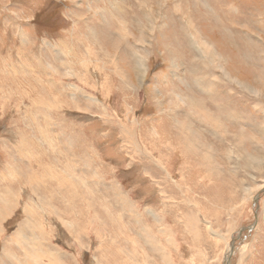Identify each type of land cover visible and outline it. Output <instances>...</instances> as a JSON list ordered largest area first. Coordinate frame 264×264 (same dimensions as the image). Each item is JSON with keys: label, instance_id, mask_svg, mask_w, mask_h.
I'll return each mask as SVG.
<instances>
[{"label": "rangeland", "instance_id": "1", "mask_svg": "<svg viewBox=\"0 0 264 264\" xmlns=\"http://www.w3.org/2000/svg\"><path fill=\"white\" fill-rule=\"evenodd\" d=\"M188 17L237 84H217ZM207 81L206 108L237 113L226 137L193 117ZM263 192L264 0H0V196L15 207L0 264L17 234L31 250L33 225L41 264H264Z\"/></svg>", "mask_w": 264, "mask_h": 264}, {"label": "bare ground", "instance_id": "2", "mask_svg": "<svg viewBox=\"0 0 264 264\" xmlns=\"http://www.w3.org/2000/svg\"><path fill=\"white\" fill-rule=\"evenodd\" d=\"M148 3V2H147ZM179 3H181L180 1H179ZM145 4V3H144ZM203 4V3H202ZM205 6V5H204ZM208 7H210V6H208ZM226 7H229V8H231L229 5H226ZM206 8V7H205ZM206 10H207V8H206ZM209 11V10H208ZM211 13L214 15L215 14V11L212 9V7H211ZM189 14V13H188ZM244 14V13H243ZM184 20V22H182L183 24H182V26H183V30H184V33L187 35V40L190 42V43H192L193 44V48L198 52H201V56L202 57H204L205 56V58L206 59H208L209 61H211V63H212V66H214V67H216V70L217 69H219V70H221V72H219V74H222V77L221 78H218L217 80L218 81H216L217 82V84L219 83V82H221L222 80H223V78L224 79H226L227 81L228 80H230V82H234V84L237 82V81H235V79L233 78V76H231L230 75V73L227 71V69H226V66H225V64H223L224 62H223V58L217 53V48H216V46L215 45H212V44H210V43H207L206 41H204L200 36H199V32H198V30H197V32H198V35L197 34H194L193 32H192V29L195 31V28H197L196 26H197V23L195 24L192 20H189V17L185 20V19H183ZM125 21H120L119 22V30L120 31H122L123 33H126V26H125V23H124ZM220 22V21H219ZM223 22H224V20H223ZM221 23V25L218 23V22H216V23H212V26H213V28L215 27V25H216V27L218 26V28H220L219 26H225V27H227V25L228 24H230V25H234L235 27H236V23L234 24V23H231V22H224V23ZM211 24V23H210ZM210 28V27H209ZM208 28V29H209ZM223 28V27H222ZM221 28V29H222ZM203 29H205V28H203ZM225 29L226 28H223L222 29V33H223V36L220 38V40L222 41V42H225V43H228L229 45H233V43L232 42H229V40H226V37H225ZM215 33V32H214ZM234 35H236L235 34V32H234ZM231 36H233V35H231ZM248 37V36H247ZM223 39V40H222ZM245 41V40H244ZM48 42V41H47ZM63 44V47H64V44L65 43H62ZM57 46V45H56ZM54 47H55V45H54ZM92 48V47H91ZM55 49V48H54ZM61 49H63V48H61ZM71 49V48H70ZM70 49H68V50H70ZM57 50V49H56ZM60 51V50H59ZM71 51V50H70ZM52 53V52H51ZM67 53V52H66ZM91 53V52H90ZM94 53H96V52H94ZM51 55V54H50ZM53 55V54H52ZM101 55V54H100ZM246 55H249V51H248V49H245V55H243L242 57H243V59H244V61H248L249 60V58H247L246 57ZM86 56V55H85ZM40 57V56H39ZM43 57V56H42ZM53 57V56H52ZM84 57V56H83ZM82 57V58H83ZM90 57V56H89ZM41 58V57H40ZM54 58H55V56H54ZM43 59V58H42ZM228 59H229V56H228ZM57 60V59H56ZM86 60V59H85ZM202 61V60H201ZM204 61V60H203ZM48 63V62H47ZM44 64V63H43ZM143 64L144 63H142L141 64V66L143 67ZM140 65V64H139ZM47 66H48V64H47ZM208 69H210V68H208ZM212 69V68H211ZM210 69V70H211ZM51 70V69H50ZM75 70V69H74ZM14 71V70H13ZM218 71V70H217ZM53 73V72H52ZM55 73V72H54ZM76 73V72H75ZM86 73V72H85ZM68 74H70V73H68ZM88 74V73H87ZM200 79H202V78H200ZM202 80H204V79H202ZM202 80L200 81V89H201V87L204 85L203 84V82H202ZM209 81H207V83H208ZM237 84V83H236ZM216 85V83H214V82H211V83H208V86L211 88H207L208 89V91H209V93H207V92H202L200 95H201V97H203V100H200V103H198V100H193V99H190L189 100V102L193 105V107L195 108V107H197L198 108V111H197V114L195 115H193V117H195V118H197V119H199L200 118V126H202V124H201V121H203V122H205V123H207V125L209 126V127H211V128H214L218 133H222L225 137L227 136V135H230V131H229V129H227L226 127V125L224 124V121H226V120H236L237 119V113H234L233 111H232V107L231 106H226V107H223L222 108V110L225 112H221L222 114H223V116L225 117V118H222L221 117V119H223V120H221L220 119V116H219V110L218 109H216V108H213V109H211L210 107H209V109H207L206 108V105H207V103L208 104H210L211 106H214V105H216L217 103H218V97H219V95H218V92L215 90V86ZM221 97H220V99L222 100L224 97H223V94H222V90H221ZM227 94H231V92H227ZM177 102H180L181 104H183V100H184V98H182V96L181 95H178V97H177ZM57 100V99H56ZM100 100V99H99ZM227 104H229V105H232V103H233V100L232 99H230V98H227ZM179 105V104H178ZM105 109V108H104ZM191 112V111H190ZM106 113V112H105ZM227 118V119H226ZM175 125V124H174ZM176 125L177 126H175V129L176 130H178L180 133H181V135H179V134H177L176 133V136H177V138H174V145L175 146H178L179 144H181L182 143V141L184 140V138H189L188 137V134H186V129H190L189 128V126H186L185 124V127H184V130H185V132L182 134V128H181V130H180V124H178V123H176ZM181 125H183V124H181ZM204 125H206V124H204ZM206 125V126H207ZM47 128V127H46ZM201 128V127H200ZM204 128V127H203ZM46 131V130H45ZM152 135L154 136L153 137V139H156L155 141H161V142H163L164 140H170L169 138H165V137H163V136H165V134L164 135H162L161 136V134H158L156 131H154V132H152ZM49 137H51V136H49ZM145 137V136H144ZM184 137V138H183ZM200 137V139H201V141L202 140H204L201 136H199ZM140 138V137H139ZM234 138H236V136L234 137ZM49 140V139H48ZM50 140H51V138H50ZM140 140H141V138H140ZM53 142H54V140H52ZM201 141L199 142L198 141V143H201ZM233 141V140H232ZM193 142V141H192ZM192 142H189V143H192ZM51 144V143H50ZM190 145V144H189ZM167 146H168V149L170 150L171 149V147H173L172 146V144L171 143H169V144H167ZM200 147L202 146L201 144L199 145ZM177 148V147H176ZM138 149V148H137ZM182 153H183V155L184 156H187L189 153H191V152H193L195 155H197V157H199L200 156V148H192V150L189 152V153H186L185 152V148L183 147V148H178ZM168 150V151H169ZM21 151H23V150H21ZM141 151V150H140ZM36 151H34V153H35ZM143 153V152H142ZM170 153H172V151L170 152ZM38 154V153H37ZM144 154V153H143ZM169 154V153H168ZM190 155V154H189ZM191 155H193V154H191ZM33 156V155H32ZM33 158V157H32ZM38 158V157H37ZM33 160V159H32ZM39 167V166H38ZM14 170H15V168H14ZM8 172H9V170H7ZM33 171V170H32ZM14 172V171H13ZM15 172H16V170H15ZM10 173V172H9ZM4 175V174H3ZM10 177V176H9ZM2 180V179H1ZM9 182V181H8ZM35 183V182H34ZM32 185V184H31ZM10 198H12V196H9V197H7V198H5V196H0V239H2V234L4 233V230H6V228L4 227V225H3V223H2V221L3 220H6V218L8 217V216H10L11 215V212L12 211H14V208L15 207H12V204L10 203V201H9V199ZM13 206H14V204H13ZM37 207V206H36ZM9 212V213H8ZM24 213H25V211H24ZM23 213V214H24ZM30 213V212H29ZM31 214V216L33 215V212L32 213H30ZM45 214V213H44ZM42 217V216H41ZM31 218H33V217H31ZM35 219H36V217H35ZM61 220V219H60ZM205 220V219H204ZM35 222V221H34ZM66 225V224H65ZM64 225V226H65ZM25 226V225H24ZM23 226V227H24ZM32 226V225H31ZM29 227V226H28ZM42 227V226H41ZM41 227H37V228H35V226L33 225L32 226V229L30 228V232H33V237H34V239L32 238V237H30V238H32L33 240H32V242H31V247L30 246H28V248H30L31 250H27L26 248H27V244H24L23 243V241H24V236H23V234L21 233V235L20 234H17V237L16 238H12V240L9 242V244H8V247H6V245H4V247H3V252H2V255L3 256H5L7 259H6V264H22V257L20 258V254H23V255H30V256H32V257H34L35 259H37V263L38 264H41V262H42V256H41V254H40V252H39V250H41V253L42 254H44L43 253V247L45 246L44 245V243H43V235L45 234V233H42V230L43 229H41ZM25 228V227H24ZM39 228V229H38ZM28 230V229H27ZM121 231V230H120ZM27 232V231H26ZM25 232V233H26ZM45 232V231H44ZM49 236V235H48ZM10 240V239H9ZM51 240V239H50ZM26 241V240H25ZM46 241V240H45ZM13 242V243H12ZM49 242V241H48ZM12 243V244H11ZM47 243V242H46ZM48 244V243H47ZM12 245H13V247H14V251L12 252ZM25 245H26V247H25ZM44 245V246H43ZM111 248V247H110ZM38 249V250H37ZM44 249H46V248H44ZM122 252H123V250H122ZM63 255V254H62ZM126 255V254H125ZM54 259H56V263L58 264V263H62V262H59V260H60V258H59V256H57V255H50V256H48L47 257V260L49 261V262H51V263H53V264H55L54 263ZM93 262H95V261H93ZM97 263V262H96Z\"/></svg>", "mask_w": 264, "mask_h": 264}, {"label": "water", "instance_id": "3", "mask_svg": "<svg viewBox=\"0 0 264 264\" xmlns=\"http://www.w3.org/2000/svg\"><path fill=\"white\" fill-rule=\"evenodd\" d=\"M264 193V192H263Z\"/></svg>", "mask_w": 264, "mask_h": 264}]
</instances>
